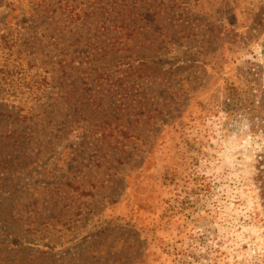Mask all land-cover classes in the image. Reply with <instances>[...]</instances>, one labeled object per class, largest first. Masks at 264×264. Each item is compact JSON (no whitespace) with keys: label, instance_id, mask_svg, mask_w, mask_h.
Here are the masks:
<instances>
[{"label":"rangeland","instance_id":"374dc122","mask_svg":"<svg viewBox=\"0 0 264 264\" xmlns=\"http://www.w3.org/2000/svg\"><path fill=\"white\" fill-rule=\"evenodd\" d=\"M0 264H264V0H0Z\"/></svg>","mask_w":264,"mask_h":264},{"label":"trees","instance_id":"16d2710c","mask_svg":"<svg viewBox=\"0 0 264 264\" xmlns=\"http://www.w3.org/2000/svg\"><path fill=\"white\" fill-rule=\"evenodd\" d=\"M6 64H7V63H6ZM3 79L6 80V79H5V76H3ZM3 82H4V81H3ZM4 83H5V82H4ZM106 223H107V224H111V221H106ZM103 230H104V229H103ZM99 232H100V231H99Z\"/></svg>","mask_w":264,"mask_h":264}]
</instances>
